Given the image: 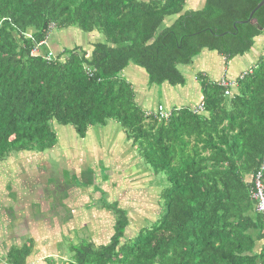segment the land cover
<instances>
[{
    "label": "trees",
    "instance_id": "trees-1",
    "mask_svg": "<svg viewBox=\"0 0 264 264\" xmlns=\"http://www.w3.org/2000/svg\"><path fill=\"white\" fill-rule=\"evenodd\" d=\"M189 1L0 0V163L13 152L53 150V123L83 139L112 122L129 142L123 153L167 185L150 227L123 241L129 221L114 204L107 243L73 244L60 264H264V221L251 198L264 158V5L252 24L261 0H202L195 10L184 8ZM74 30L86 46L50 49L56 31ZM254 48L252 64L229 78L228 97L219 81L197 75L200 113L145 112L122 76L131 65L147 88L184 87L178 66L202 51L227 63ZM33 242L9 247L5 264H28Z\"/></svg>",
    "mask_w": 264,
    "mask_h": 264
},
{
    "label": "rangeland",
    "instance_id": "rangeland-1",
    "mask_svg": "<svg viewBox=\"0 0 264 264\" xmlns=\"http://www.w3.org/2000/svg\"><path fill=\"white\" fill-rule=\"evenodd\" d=\"M194 4V7L197 8L201 7L202 2L201 0H190L184 8L189 9ZM172 20L166 19L163 27L170 25ZM59 33L60 31H56V37H59ZM80 36L83 34L75 30L67 34L61 32L60 41L69 44V48L82 46L84 44L81 42L83 37ZM244 66L242 64V67ZM236 68H238V58L225 63L216 54L202 51L192 59L190 66H178V71L186 81L184 87L171 88L167 85L149 87L147 85L149 87L147 88L144 79L142 86L136 82L135 85L141 93L147 90V93L152 91V95L143 103L140 104L137 101L138 106L145 112H153L157 104L164 109L191 107L196 110L200 106L199 103L197 104L198 83L195 80L197 75L205 72L208 79L212 80L216 73L214 75L216 79L229 80L230 77H233L231 71ZM129 70H132L134 74H139L142 78L144 77L140 70L130 65L122 73V76L128 81L125 73ZM142 96L143 94L140 95V97ZM139 101L141 100L139 99ZM112 124V122H108V127L104 131L103 128L98 127L101 129L100 137L93 138L94 143L99 147L96 151L98 154L94 156H99L96 159H92L93 150H89L87 147L88 151L84 153L78 147L82 141L75 136L71 127H62L53 123L52 130L57 136V145L53 150L42 154L13 152L0 163V246H2L0 255L3 254L2 251L5 247L6 249L10 246L19 247L21 244L28 243V239H32L34 241L33 254L36 256L31 255L28 264H43L44 261H41V257H39L41 247L51 250L56 244L57 251L53 254V261L60 264L62 260H66L70 256L68 249L73 244L74 246L79 243H92L95 246L105 245L114 221L112 211L108 213L106 210L112 208L114 204L117 209L126 214L129 221L123 241L132 239L139 229L150 227L160 218L162 205L159 207L158 194L161 191L159 184L162 181V187L166 188L164 179L160 176L151 177L150 173L148 174L136 161L134 168L124 171L128 169L129 165L120 163V161L118 164V156L112 158L114 164H118L117 169L112 165H105L107 150L102 147V140L106 143L110 140L113 135V133H109ZM74 138L75 140H72ZM85 141L90 142L91 138H86ZM64 150L66 152L63 155ZM98 160H100L99 164ZM65 186L68 187L66 192L68 196L71 195L70 199L73 200L77 196L78 200H82V203L73 207L68 205V212L71 210L72 214L74 213V220L66 221L63 228V223L57 219L59 217L57 215L58 207L53 202L64 198ZM70 186H74L75 193L70 192ZM82 210L85 213H88L87 210L95 214L99 211L102 213L94 215L93 219L88 222L76 221L77 215ZM50 218L52 221L54 220L52 225L50 224L52 222H48ZM68 223H73L72 230L78 228L72 232ZM58 225H62L61 231L57 229ZM85 227H88L87 230L84 229ZM65 233L67 237L63 236ZM68 239H72L73 244H70ZM62 256L65 258L63 259Z\"/></svg>",
    "mask_w": 264,
    "mask_h": 264
},
{
    "label": "crops",
    "instance_id": "crops-1",
    "mask_svg": "<svg viewBox=\"0 0 264 264\" xmlns=\"http://www.w3.org/2000/svg\"><path fill=\"white\" fill-rule=\"evenodd\" d=\"M197 1V0H196ZM201 2H202V0H201ZM195 6V4L194 5H192V7H190L189 9H191V10H195V9H198V8H200V7H194ZM64 33V32H63ZM66 34L68 33V32H65ZM70 33V32H69ZM76 33V32H75ZM79 35V34H78ZM80 37H83L82 38V43H84L85 44V46H86V43H87V37L86 36H80ZM53 39V40H52ZM51 40H50V43H49V47H50V49H52L53 51H55V52H57V51H61V49H67V48H69L68 47V45L69 44H65V43H63L62 41H60V34H59V37H56V35L52 38ZM263 43H264V35L259 39V41H257V45L258 46H262L263 45ZM55 45H57V46H55ZM62 45V47H60ZM257 49L258 48H254L253 50H252V52H251V54H249L247 57H245V58H242V59H238V68H236V69H234V70H232L231 71V73H232V76L233 77H230V79H233V78H235L236 76H239V75H241L244 71H245V69H247V66H249V65H251L252 64V62H253V57H254V54L256 53V51H257ZM210 53V52H209ZM242 64H244L245 66L244 67H242ZM130 69H132V68H130ZM128 73V74H127ZM126 73V75L128 76V79H129V81L131 82V85H132V87L134 88H137V86L135 85V83L137 82L138 84H140L141 86H142V84H143V78L142 77H140L139 76V74H134L133 73V71L132 70H129L128 72ZM199 74H202V75H206L207 73H205V72H201V73H199ZM132 75V76H131ZM214 75H216V73L214 74ZM214 75H213V78L214 79H212L211 81H219L220 79L219 78H217L216 79V77H214ZM223 78H225V77H223ZM134 83V84H133ZM145 84V83H144ZM139 86V85H138ZM137 92H138V97H137V101L141 104V103H143L144 102V100L145 99H147L149 96H151L152 95V91L149 93H147V91L146 92H143V93H141L140 92V90L137 88V90H136ZM141 94H143V96L142 97H140V95ZM139 99L141 100V101H139ZM157 106H159L158 104L156 105V108H157ZM155 108V109H156ZM169 108H173V107H169ZM176 108V107H175ZM177 108H179V107H177ZM112 126V128L110 127V129H109V133H113V135H111V138H110V140L106 143V141L104 142L103 140H102V142H103V145H102V147L104 148V150H107L106 151V154H108V152H110V151H112V153H109V154H111V160L109 161V160H107V163L105 164V165H107V166H110V165H112L114 168H116L117 169V166H118V164H119V161H120V163H125V164H127L128 163V169H125L124 171H126V170H130V169H132V168H134L133 166L136 164H134V162L136 161V159L135 158H133V156H135V154L133 155H130V156H127L126 154L127 153H123V148L124 147H126V146H128V141H126L125 140V137H124V135L122 134V132H121V130L119 129V127L117 126V125H115L114 124V126H113V124L111 125ZM106 127H108V125H106L105 127H102L103 128V131L106 129ZM95 130H93V132H90V131H88L87 132V134L85 135V137L83 138V139H79V140H81L82 141V143L81 144H79L78 145V147L80 148V149H82V151L85 153V152H87L88 151V149H87V147L89 148V150H93V155H92V159H96V158H98L99 156H96V157H94L96 154H98V153H96V151H97V149L99 148L95 143H94V139H95V137H96V139L97 138H99L100 137V133H101V129H99V128H94ZM113 129V130H112ZM102 135V134H101ZM86 138H91V141L90 142H86L85 141V139ZM94 138V139H93ZM120 139H121V141H120ZM72 140H75V138L74 139H72ZM84 146V147H83ZM83 147V148H82ZM101 147V148H102ZM125 149H127V148H125ZM130 149V148H129ZM103 150V151H104ZM134 150V149H133ZM49 151H51V150H49ZM65 152H66V150H64L62 153H63V155L65 154ZM100 152V151H99ZM46 153H48V151L46 152ZM103 153V152H102ZM102 155V154H101ZM126 155V156H125ZM118 156V164L116 165V164H114V161H113V159L112 158H115V157H117ZM99 161L100 160H98V164H99ZM133 163V164H132ZM132 164V165H131ZM87 169H88V167H87ZM120 170V169H119ZM121 173V172H120ZM160 185V190L163 188L162 186V184H159ZM67 188L68 187H64V198H62V200L61 199H58V201L57 202H53V200L51 199V201L53 202V204L55 205V206H57L58 207V211H57V215L59 216V217H57V219H59L58 221H60V222H62L63 224V228H64V225H65V223H66V221H73L74 219H73V215H74V213L72 214V211L70 210L69 212H68V205H71V207H73V206H75V205H78V203H82L81 201L82 200H78V197L77 196H75L74 197V201L73 200H71L70 199V196H68L67 195V192H66V190H67ZM71 189V190H70ZM69 190H70V192L72 191V192H74L75 193V191H76V189H74V186H70L69 187ZM69 194V193H68ZM71 194V193H70ZM52 204V205H53ZM88 211V213H85L84 212V210H82L78 215H77V218L75 219L76 221H86V222H88V221H91L92 219H93V216L94 215H96V214H101L102 212H98V213H92L90 210H87ZM90 211V212H89ZM106 211H108V213H110L109 212V210L107 209ZM91 213V214H90ZM106 213V212H105ZM60 214L62 215L61 217H60ZM84 215H85V218H84ZM72 218V219H71ZM94 218H96V217H94ZM98 219H99V216H98ZM54 221V220H53ZM52 221V218H50L49 220H48V222H52V223H50L51 225L54 223ZM32 224V223H31ZM68 225H69V228L72 230V228H73V223L71 224H69L68 223ZM61 226H59L58 225V227H57V229H59L60 230V228H61ZM30 228L32 229V226H30ZM78 228V227H77ZM76 228V229H77ZM83 228V227H82ZM86 228H88V227H85L84 229H86ZM62 229V228H61ZM76 229H73L72 230V232L74 231V230H76ZM96 229H97V227H96ZM87 230V229H86ZM98 230V229H97ZM44 231H45V229H44ZM53 231H55V230H53ZM61 231V230H60ZM65 231V230H64ZM63 235V234H62ZM71 236H72V233L70 234ZM64 237H67V235H66V233L63 235ZM25 240V239H24ZM28 240H30V239H28ZM69 240V243L70 244H73V240L72 239H68ZM1 243H2V241H1ZM25 244V243H24ZM24 244H21L19 247H22ZM57 245V244H56ZM56 245H54V247H53V249H51V250H49L48 248H46V247H41V251H40V253H39V257H41L40 258V260L41 261H43L44 259H46V258H51V257H53V254H54V252H56L57 250H56ZM10 247H16V246H10ZM19 247H17V248H19ZM9 248H5V249H3V251H2V255H0V263L1 264H5V262H4V254H5V252L8 250ZM31 255L33 256V257H35L36 255H34L33 254V248H32V252H31ZM63 257V256H62ZM65 257H63V259H64ZM62 261H64V260H62ZM43 264H45L44 262H43Z\"/></svg>",
    "mask_w": 264,
    "mask_h": 264
},
{
    "label": "built area",
    "instance_id": "built-area-1",
    "mask_svg": "<svg viewBox=\"0 0 264 264\" xmlns=\"http://www.w3.org/2000/svg\"><path fill=\"white\" fill-rule=\"evenodd\" d=\"M51 53H48L44 58L46 61H52L54 58ZM219 86L224 88V96H229V89L234 88L236 86L235 81H229L222 79L219 81ZM194 112H202V107L199 106ZM156 114L162 118L166 119L168 114L162 111L160 107L157 108ZM149 115V114H145ZM264 169V158L262 160V166L260 168V171H258L253 179V191L251 192V198L255 201V210L257 213H259L262 216V219L264 221V187L261 183V172Z\"/></svg>",
    "mask_w": 264,
    "mask_h": 264
},
{
    "label": "water",
    "instance_id": "water-1",
    "mask_svg": "<svg viewBox=\"0 0 264 264\" xmlns=\"http://www.w3.org/2000/svg\"><path fill=\"white\" fill-rule=\"evenodd\" d=\"M263 5H264V0H261V1L257 4V6H256V7L250 12L249 17H248V19L250 20V23H252V24L255 23V20H252L251 18H252V16H253V14H254L258 9H260Z\"/></svg>",
    "mask_w": 264,
    "mask_h": 264
}]
</instances>
